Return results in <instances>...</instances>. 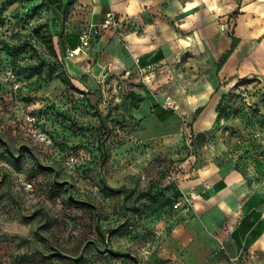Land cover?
Segmentation results:
<instances>
[{
	"label": "rangeland",
	"instance_id": "rangeland-1",
	"mask_svg": "<svg viewBox=\"0 0 264 264\" xmlns=\"http://www.w3.org/2000/svg\"><path fill=\"white\" fill-rule=\"evenodd\" d=\"M35 30L49 34L57 51L59 23L45 0H0V264H264V252L235 257L227 247L240 209L231 225L191 222L200 218L197 202L207 200L203 175L215 166L264 201V80L217 87L210 63L185 46L161 65L121 64L106 54L107 29H100L81 55L66 54L90 81L81 90L77 72L49 57ZM64 70L75 89L59 78ZM156 104L174 114L158 120ZM108 113L102 162L98 115ZM50 125L53 144L38 142ZM102 180L150 188L151 196L125 214L131 200L108 196ZM111 228L118 229L113 248L138 262L101 253L99 229Z\"/></svg>",
	"mask_w": 264,
	"mask_h": 264
},
{
	"label": "crops",
	"instance_id": "crops-1",
	"mask_svg": "<svg viewBox=\"0 0 264 264\" xmlns=\"http://www.w3.org/2000/svg\"><path fill=\"white\" fill-rule=\"evenodd\" d=\"M70 1L45 0L59 23L57 54L70 72H77V79L84 73L66 57L67 52L79 48L76 53L81 55L82 32L92 25L101 27L107 15L114 13L126 19L124 33L117 37L115 30L107 29L101 41L107 39L106 54L110 52L109 57H117L121 64L132 60L144 68L161 65L185 46L187 52H198L210 63L217 87L223 81L235 84L243 77L264 80V0H73L68 5ZM85 78L87 86L76 79L81 90L89 87L90 81ZM213 168L212 173L203 175L200 192L207 200L201 197L197 202L200 218L191 222L201 229L220 220L231 225L239 219L234 214L240 209L242 219L234 227L228 226L232 236L227 247L235 257L244 249L264 252V233L246 248L250 232L244 237L239 228L245 217L248 222L264 220V201L257 191L252 193L239 186L241 180H236L234 174L226 180L222 178V167Z\"/></svg>",
	"mask_w": 264,
	"mask_h": 264
},
{
	"label": "trees",
	"instance_id": "trees-1",
	"mask_svg": "<svg viewBox=\"0 0 264 264\" xmlns=\"http://www.w3.org/2000/svg\"><path fill=\"white\" fill-rule=\"evenodd\" d=\"M72 2H73V0H71L68 3V5H71ZM34 35H35V38L37 39V41L42 43L46 47V50H47L49 57H51L52 59H57V63L59 61H62V66L64 67L63 59L59 57V55L57 54V51L55 50L53 38L49 34L43 33L41 30H35ZM29 68L34 69L35 67L30 66ZM65 74L66 73L64 70V71H62V73L58 74V76L64 84L75 89L72 81ZM77 80H79L84 86H87V80L85 78V75L83 77H81L80 79H77ZM76 90H78L80 96L84 97V95H85L84 91H81L80 89H76ZM136 98L139 101L143 100V97H140V96H138ZM154 114L158 120L165 121L169 117H171L174 114V112L172 110L163 109V107H161L159 104H156L155 109H154ZM98 117H99L100 122L103 126V133L98 138L97 150H98L99 155H100V160L102 162H106L107 159L109 158V152L106 148V143L111 136V130L109 127H107L106 124H107L108 118L110 117V113H108L107 115L99 114ZM51 127H52V125L47 127L48 129H46V133L49 135V137L51 139L55 140L56 137L53 134V132L50 130ZM0 141H2L1 138H0ZM20 151H21V153H23V152L27 153L28 149L26 147H23ZM7 152L11 154L9 149H7ZM13 157L15 159H17L16 155H13ZM99 187L108 196H112V197L123 196L125 199L131 200L130 206H124L123 207L125 214H127L129 211H132V212L136 211L137 209L135 206H136L137 202L151 196V189L150 188L147 190H141V191L131 190V189H128L126 187L113 188V187H110L106 183L105 180H102L99 183ZM247 218L248 217H245L242 220L239 228H240L241 234L244 237L248 234V232H250L249 236L247 237V242H246V248H249L264 233V220H261V221L255 223V222H248L249 218L248 219ZM245 225H247L246 228L244 227ZM243 228H244V230H243ZM99 233L101 236V244H102V247L100 249L101 253L109 254L113 257L127 258V259L138 262L137 259L135 257H133L130 253L117 251L113 248L112 237L118 233V229L111 228V229H108L106 232H102L99 229ZM52 256L62 258V259L68 258L67 256L63 255L59 251H55V253H53ZM79 259H75V260H79Z\"/></svg>",
	"mask_w": 264,
	"mask_h": 264
},
{
	"label": "built area",
	"instance_id": "built-area-1",
	"mask_svg": "<svg viewBox=\"0 0 264 264\" xmlns=\"http://www.w3.org/2000/svg\"><path fill=\"white\" fill-rule=\"evenodd\" d=\"M124 24H126V19L118 17L114 13H109L107 15L106 21L104 22V24L101 27H97V26L92 25L87 30L82 32V34L80 36V42H81V47L80 48L85 49V48L89 47L92 44V42L94 41L95 33H98L100 29L101 30L102 29H113V30H115L116 35L121 37L123 35V33H124V26H125ZM222 29L227 30L228 32H231V29H228L227 26H223ZM78 49L72 50V51H68L67 54L70 57L77 56L76 52L78 51ZM33 119L34 118L31 117V116L27 117V120H28L29 123H32ZM35 138L40 143H43V144H46V145L53 144L52 139L49 137V135L46 132L39 131L35 135ZM185 199L188 202V198L184 197V199L182 198L181 201H179L178 203H176L174 205V208L178 209V208L181 207L182 203L186 204Z\"/></svg>",
	"mask_w": 264,
	"mask_h": 264
},
{
	"label": "bare ground",
	"instance_id": "bare-ground-1",
	"mask_svg": "<svg viewBox=\"0 0 264 264\" xmlns=\"http://www.w3.org/2000/svg\"><path fill=\"white\" fill-rule=\"evenodd\" d=\"M80 50V49H79ZM164 98V97H163ZM179 99V98H178ZM179 101V100H178ZM182 101V100H181ZM184 101V100H183ZM179 103V102H178Z\"/></svg>",
	"mask_w": 264,
	"mask_h": 264
}]
</instances>
